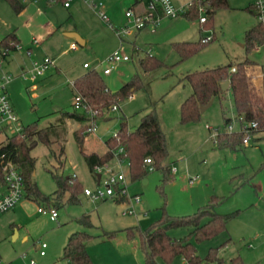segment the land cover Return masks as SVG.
Returning a JSON list of instances; mask_svg holds the SVG:
<instances>
[{
    "label": "rangeland",
    "instance_id": "obj_1",
    "mask_svg": "<svg viewBox=\"0 0 264 264\" xmlns=\"http://www.w3.org/2000/svg\"><path fill=\"white\" fill-rule=\"evenodd\" d=\"M191 1L175 0V4L186 7ZM255 1L228 0L227 6L216 8L212 14L205 11L196 17L155 13L158 23L154 28L152 24L139 28L126 12L132 9L136 15L143 14L150 0H105L111 21L117 27H131L132 33L122 38L83 3L82 9L90 12L81 13L80 18L70 21V26L77 29L73 32L89 38L81 45L76 38L65 34L69 31L65 23H59L56 32L44 41H35L29 14L21 13L11 0H0V39L16 32L22 40V49L12 50L3 64L4 70L13 75L7 83L11 101L24 127L49 126L47 131L52 140L51 145L39 140L31 151L35 159L33 180L50 198L35 201L24 197L20 201L17 210L21 235H0V264H28L31 259L37 264H70L61 257L68 235L77 229L94 235L88 244L94 264H148L141 237L139 233L131 237L130 228L146 230L166 213L174 216L194 213L215 195L220 197L218 211L238 212L216 236L193 237L197 253L206 258L212 248H218V260L226 258L225 264H238L232 260L237 256L239 264H264V133L257 138L260 133L257 131L243 141L240 133L232 132L230 124L233 130L239 131L250 122L238 115L230 90L224 97H215L197 120L187 123L181 120L182 104L193 93L192 84L185 79L188 73L220 65L238 66L243 62L256 112L254 119L260 121L258 129L264 127V121L257 116L259 112L264 113V44L250 49L246 46L247 31L260 22L253 6ZM52 5L57 13L65 10L61 3ZM37 7L35 3L30 12L34 13ZM42 8L47 9V6ZM48 14L37 15L32 23L36 26L47 22ZM200 15H212V18L202 23ZM208 35H213V39L204 43L203 37ZM176 41H194L199 49L182 58L174 48ZM73 42L77 43L76 48H72ZM116 50L127 54L130 60L107 63L105 58ZM28 51L34 61L52 57L55 66L33 77L29 71L32 63L28 69L21 67ZM149 52L162 64L146 71L141 59ZM85 62L91 66L85 68ZM107 66L112 69L109 74L104 73ZM92 68L101 71L112 92H117L137 74L144 86L136 89L132 96L120 99L117 110L105 109L97 118L95 133L85 132V126L90 124L88 116L82 120L71 118L66 127H62L60 120L68 113H84L76 107L73 82ZM153 104L167 138L168 154L163 165H155L146 175L133 178L127 158L120 162L114 157L111 161L113 167L126 173L128 197L139 195L140 203L117 201L115 197L94 200L86 195L85 188L95 189L97 180L84 152H106V141L118 133L122 122L126 121L129 130H135ZM226 117H232L230 124L225 123ZM82 124L85 126L79 134L85 138L80 141L77 132ZM218 133L220 136L216 138ZM226 133L242 140L234 142L224 135ZM5 138L3 136L7 142ZM172 167L177 171L172 172ZM54 174L77 177L82 186L77 200L70 199L69 189L60 199L53 198L57 190ZM3 190L0 185V193ZM132 205L134 213L123 214ZM39 206L55 208L59 216L53 219L50 214L43 215L37 210ZM85 214H89L90 225L80 220ZM189 231L185 227L173 228L171 234L178 237ZM24 235H28V239H24ZM42 241L48 243L44 256L38 249ZM160 264H185V260L177 256L171 262L160 259Z\"/></svg>",
    "mask_w": 264,
    "mask_h": 264
},
{
    "label": "trees",
    "instance_id": "obj_2",
    "mask_svg": "<svg viewBox=\"0 0 264 264\" xmlns=\"http://www.w3.org/2000/svg\"><path fill=\"white\" fill-rule=\"evenodd\" d=\"M11 2L19 11L22 10L23 5L17 0H11ZM227 5L228 0H210L208 12L212 14L216 8ZM185 14L190 17L199 16L198 6L193 5ZM210 18H212V15ZM11 40L18 41L12 34L6 35L0 42V51L3 48H9ZM246 41L248 49L264 44V26L261 22L247 31ZM174 48L184 58L195 53L199 49V44L194 41H176L174 42ZM161 64L159 58L150 53L147 57L141 59V65L146 71ZM233 66H236L235 71L232 70ZM245 66V63L240 62L238 66L233 64L220 65L188 73L185 79L192 84L193 93L182 104V122L187 123L197 120L201 116V105L209 103L212 98L224 97L228 90L233 94L238 115L243 117L244 121L251 122L254 120L256 112ZM225 80L230 81V87L227 90H223L221 87ZM141 86H144V84L142 78L137 74L132 80L124 83L117 92H112L98 69H91L74 81L76 94L80 93L84 101L91 107L99 109L101 114L104 113L105 109H110L118 103L120 99L131 96ZM67 115L81 119L87 118L86 113H68ZM231 120L232 117H226L225 123L229 124ZM23 132L22 135H13L6 144L1 145L0 153L5 152L7 158L12 159L21 170L25 178V191L28 197L36 201L40 198L49 199L50 196H45L33 180L35 159L31 155L32 149L39 140L51 145L52 142L47 128H39L34 124L25 127ZM224 135L232 136L233 134L226 133ZM78 136L82 141V137ZM234 140L240 141L242 139L235 138ZM107 145L108 151L104 155L96 152L84 154L85 160L92 171L95 164L112 160L115 157V150L120 146L125 147L124 156L130 161L133 178L146 175L148 167L145 164V158L148 156L153 158L154 165L157 167L163 165V160L168 154L167 138L155 105L153 104L143 115L141 123L135 130H129L126 121L122 122L117 135L108 139ZM0 177L3 179L1 164ZM54 178L57 182V190L53 193V198L60 199L69 189L71 191L70 199L77 200L82 189L80 181H71V175L63 177L54 174ZM219 202L220 197L215 195L194 213L183 216L166 213L150 228L140 230L132 227L129 233L131 237L139 233L148 264H160V259L171 262L177 256L188 258L195 264L204 261H216L218 260L217 248H212L206 258H202L197 253L193 237L198 239L213 237L227 228V224L238 210L228 213L220 212L218 211ZM80 220L89 225L91 224L89 214H85ZM182 227L189 228V233L178 237L171 234V229ZM93 238L94 235L87 230L73 232L64 246L62 258L68 260L70 264H94L88 249V243Z\"/></svg>",
    "mask_w": 264,
    "mask_h": 264
},
{
    "label": "built area",
    "instance_id": "obj_3",
    "mask_svg": "<svg viewBox=\"0 0 264 264\" xmlns=\"http://www.w3.org/2000/svg\"><path fill=\"white\" fill-rule=\"evenodd\" d=\"M56 2L58 0H50ZM74 0H63L65 6H70ZM93 8L100 18L105 20L113 29L116 30L118 35H124L131 33L130 26L117 27L112 21L108 14L105 0H82ZM197 5L199 12H208V6L210 5V0H192L186 7H177L175 0H150L148 9L143 13L136 15L132 9H129L126 12L127 17L130 20H133L135 25L139 28L145 27L149 24H152L153 28L158 23L155 13L160 15L177 17L180 14H185L193 6ZM255 10L257 12L259 21L264 26V0H256L254 3ZM210 15H200L201 22L208 21ZM213 39V35H208L203 37L204 42H209ZM35 41H38V38H34ZM2 39H0V42ZM12 48V49H11ZM72 48H76V44L73 43ZM14 49L21 50L22 44L19 41L11 40L9 43V48H3L0 51V136L8 138L13 135H22L24 134V126L21 124L20 119L17 115V112L11 101L7 83L12 80L13 75L7 73L3 64L7 55ZM31 54L30 51H28ZM130 57L127 54L121 53L119 50L109 54L105 61L110 65L120 61L129 60ZM55 66V60L46 56L42 61H35L33 64V77L36 75L43 74L48 68ZM85 66H89L88 63H85ZM232 70H236V66L232 67ZM112 71L110 66L104 68V73L108 74ZM25 77L26 74L24 73ZM74 84V83H73ZM76 107L80 108L86 113L90 124L86 126V133H95L97 131V118L101 116L99 109L93 108L88 105L83 96L80 93L76 94ZM118 103L114 104L111 108L118 109ZM230 124V123H229ZM229 128L232 132L240 133L242 135L243 141L248 140L254 131L260 128V121L254 119L250 122L248 126H243L239 131L233 130V126L230 124ZM117 135V133H116ZM115 135V136H116ZM220 136L216 134L215 137ZM1 143V142H0ZM0 145H3L2 143ZM125 147L120 146L115 150V157L121 162L126 158ZM0 164L3 173V180L7 186V192L0 197V217L10 209H12L26 194L25 191V178L17 166V164L10 158H7L5 152L0 153ZM145 164L148 167V170L155 169L154 160L152 157L148 156L145 158ZM176 167H172V172H176ZM93 172L96 176L97 187L95 189L85 188L84 192L86 195L90 196L94 200L106 199L109 197L121 198L127 197L128 200L133 203H140L141 197L139 195H134L131 198L128 197V182L126 173L121 169H116L112 166L110 161L103 163H97L93 167ZM78 180L76 176H72L71 181ZM194 180L192 179L191 182ZM39 211L44 214H50L53 219L58 217V211L55 208L50 207H39ZM134 207L130 206L128 209L123 211V214H133ZM48 243L45 241L41 242L40 253L44 255L46 253V247ZM185 264H195L188 258H184ZM28 264H37L35 259H31Z\"/></svg>",
    "mask_w": 264,
    "mask_h": 264
},
{
    "label": "crops",
    "instance_id": "obj_4",
    "mask_svg": "<svg viewBox=\"0 0 264 264\" xmlns=\"http://www.w3.org/2000/svg\"><path fill=\"white\" fill-rule=\"evenodd\" d=\"M20 4H22L23 5V8H22V10H21V13H28L29 14V23H30V26L31 27H33L34 28V31H33V35H32V39H34V38H38L39 39V41H44V39H45V37H47L48 35H51L52 33H55L56 32V29H57V25L59 24V23H65V24H67V27H66V29H69V31L68 32H73L74 30H76L77 31V29L76 28H72V26H70V21L72 20V19H78V18H80L81 17V13H87V12H90L89 10H91V11H93V12H95L96 13V11L93 9V8H91L88 4H86L85 2H83L82 0H74L73 2H72V4L70 5V6H65L64 5V3H63V0H58V1H56V2H52V1H50V0H17ZM29 3V4H28ZM35 3H36V5H38V7H37V9H36V11H34V13L33 12H30L31 11V6H33V5H35ZM54 3H61L64 7H65V10L64 11H62L61 13H57L55 10V6H53L52 4H54ZM83 3H85L86 5H87V7L89 8V10L87 11H85L84 9H82V4ZM40 4H42V5H40ZM47 6V9H45V8H42L43 6ZM50 5V6H49ZM44 9V10H43ZM67 9V10H66ZM47 10V11H46ZM45 12L47 13V12H49L50 13V15L48 14L47 15V17H48V20H47V22H45V23H43V24H41V25H36L35 26V24H33L34 23V21H35V18H36V16L37 15H43V14H45ZM97 14V13H96ZM98 15V14H97ZM99 16V15H98ZM32 21H33V23H32ZM76 25V24H75ZM80 31V30H79ZM68 32H66L65 34L67 35V36H70V35H68L67 33ZM82 33V32H81ZM132 33V32H131ZM10 34H12V36H15V38L19 41V42H22V40H21V37L16 33V32H11ZM128 34H130V33H128ZM8 35V34H7ZM124 35H127V34H124ZM70 37H72V36H70ZM120 37L122 38L123 37V35H120ZM75 38V37H74ZM77 40V39H76ZM83 40H84V44H81V45H85L88 41H89V38H88V36L86 35V34H83ZM73 43H75L76 44V47H77V43L76 42H73ZM73 43H72V45H73ZM71 45V46H72ZM30 47L29 48H31V44L29 45ZM150 53V52H149ZM27 54L28 55H26V58L24 57L23 58V62H21V64H22V69H25V68H27L28 69V67L27 66H31V63H32V68H31V70L33 69V63L35 62L34 61V59H30L32 56H31V54H29L28 52H27ZM130 60V59H129ZM85 63H87V62H85ZM85 63H84V67L85 68H89L91 65H89V66H85ZM92 69H96V68H92ZM31 70H29V71H31ZM91 70V69H90ZM89 71V70H88ZM87 71V72H88ZM87 72H84L83 74H81L80 76H82V75H84V74H86ZM111 73V72H110ZM24 74V73H23ZM109 74V73H108ZM80 76H78L77 78H79ZM76 78V79H77ZM74 83V82H73ZM230 87V84H229V86H228V88ZM229 91V90H228ZM227 91V92H228ZM132 96V95H131ZM215 99V98H214ZM262 121H264V113L263 112H259V114L257 115ZM71 118H73V119H77V120H82L81 118H76V117H71V116H67V115H65V117H62L61 118V120H60V124L62 125V127H66V125L70 122V119ZM82 126H85V125H80L79 127H78V132H77V135H80L79 134V131H80V129L82 128ZM263 126H264V124H263ZM48 127L49 126H46L45 128H47V130H48ZM53 127H55V126H52L51 128H53ZM86 127V126H85ZM131 131H133V130H131ZM258 132H260L259 134H257L258 136H257V138H260L261 136L260 135H262V133H264V127L262 128V129H258L257 130ZM256 131V132H257ZM49 134V133H48ZM83 139L85 138V137H82ZM227 138L228 139H230V140H232V141H236V140H234L235 138H231V137H229V136H227ZM5 139H7V138H5ZM9 140V139H8ZM8 140H7V142H8ZM51 140V139H50ZM0 142L2 143V144H6L7 142L5 141L4 142V140H3V135H1L0 136ZM4 142V143H3ZM51 142H52V140H51ZM226 142V141H225ZM225 142H223L222 144H225ZM106 145H107V141H106ZM62 151L63 152H65V149H64V147H62ZM108 151V145H107V150H106V152ZM92 152H96V153H98V154H100V155H104L106 152H104V153H99V152H97V151H91V152H84V154L85 153H92ZM63 155V154H62ZM112 160H110V162H111ZM92 171V170H91ZM68 176H70V175H68ZM67 176V177H68ZM147 178L145 177L144 178V181L146 182L147 180H146ZM79 181V180H78ZM0 185L4 188V190L0 193V197L1 196H3L6 192H7V186H6V184H5V182H4V180L2 179V177H0ZM25 198H29V199H32V198H30V197H28L27 196V194H25V196H24ZM23 197V198H24ZM22 198V199H23ZM21 199V200H22ZM117 199V201H120V200H128V198L127 197H121V198H116ZM20 200V201H21ZM32 200H34V199H32ZM20 201L12 208V209H10L9 211H7V212H5L1 217H0V235L1 236H4V235H10V236H12V235H14V236H20L21 235V233H20V228H19V225H18V210H17V208H18V204L20 203ZM36 201V200H35ZM39 207H41V206H39ZM39 207H38V212L39 213H41V214H43V215H47V214H44V213H42V212H40L39 211ZM59 216V215H58ZM81 219V218H80ZM80 230H82V229H77V231H80ZM76 230H74V231H72L69 235H68V237H67V239H66V242L65 243H67V241H68V239H69V236L73 233V232H75ZM24 239H28V235H24ZM91 242V241H90ZM89 244V243H88ZM66 245V244H65ZM64 245V246H65ZM48 247V246H47ZM46 247V248H47ZM41 248V242L38 244V249H40ZM64 249V248H63ZM218 249V248H217ZM47 254V250H46V253L44 254V255H46ZM40 255H42L41 253H40ZM44 255H42V256H44ZM62 258V257H61ZM62 259H64V258H62ZM66 260V259H65ZM232 260H233V262H237L238 264L240 263V257H233L232 258ZM68 261V260H67ZM212 262H215V263H217V264H225V263H227V260H226V258L225 259H222V261L220 262V260H216V261H212Z\"/></svg>",
    "mask_w": 264,
    "mask_h": 264
},
{
    "label": "water",
    "instance_id": "obj_5",
    "mask_svg": "<svg viewBox=\"0 0 264 264\" xmlns=\"http://www.w3.org/2000/svg\"><path fill=\"white\" fill-rule=\"evenodd\" d=\"M68 35L72 36V37H75L77 39V41L81 44H84V40L83 38L79 35V33L77 32H68L67 33ZM230 84V81L229 80H225L222 84H221V87L223 90H227L228 89V86ZM213 101H214V98L211 99V101L205 105H201V111H205L207 108H209L212 104H213ZM147 180V179H146Z\"/></svg>",
    "mask_w": 264,
    "mask_h": 264
}]
</instances>
